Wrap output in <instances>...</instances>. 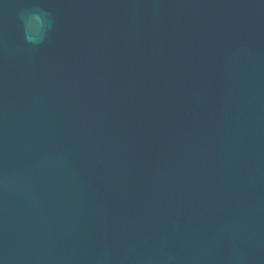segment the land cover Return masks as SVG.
<instances>
[{
  "label": "water",
  "instance_id": "water-1",
  "mask_svg": "<svg viewBox=\"0 0 264 264\" xmlns=\"http://www.w3.org/2000/svg\"><path fill=\"white\" fill-rule=\"evenodd\" d=\"M0 264H264V0H0Z\"/></svg>",
  "mask_w": 264,
  "mask_h": 264
},
{
  "label": "clouds",
  "instance_id": "clouds-1",
  "mask_svg": "<svg viewBox=\"0 0 264 264\" xmlns=\"http://www.w3.org/2000/svg\"><path fill=\"white\" fill-rule=\"evenodd\" d=\"M47 15L42 10H37L27 15L21 14V19L24 20V39L26 42L38 45L44 40V25ZM50 23L49 21V26Z\"/></svg>",
  "mask_w": 264,
  "mask_h": 264
}]
</instances>
